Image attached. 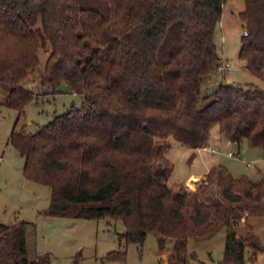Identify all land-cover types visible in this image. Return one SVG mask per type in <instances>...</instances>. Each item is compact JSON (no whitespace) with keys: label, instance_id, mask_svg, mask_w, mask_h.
Wrapping results in <instances>:
<instances>
[{"label":"trees","instance_id":"obj_1","mask_svg":"<svg viewBox=\"0 0 264 264\" xmlns=\"http://www.w3.org/2000/svg\"><path fill=\"white\" fill-rule=\"evenodd\" d=\"M226 1L0 0V86L18 112L9 142L25 158V179L51 189L42 215L121 220V244L140 249L149 234L161 251L174 239L172 264L189 263V239L223 228L222 264L264 251L250 222L264 218V177H234L217 165L196 190L168 185L169 139L199 149L218 126L229 142L264 149L263 88L221 85L198 108L204 78L222 64L214 37ZM240 17L248 34L239 58L264 83V0H245ZM41 49V84H66L84 104L28 134L17 125L37 95L23 83ZM26 232L25 222L0 224V264H46L28 259ZM105 258L124 263L126 251Z\"/></svg>","mask_w":264,"mask_h":264},{"label":"rangeland","instance_id":"obj_2","mask_svg":"<svg viewBox=\"0 0 264 264\" xmlns=\"http://www.w3.org/2000/svg\"><path fill=\"white\" fill-rule=\"evenodd\" d=\"M244 10L245 0H227L223 6L222 19L214 39L222 63H228L229 69L214 72L204 78L198 101L199 109L214 100L221 85L252 84L264 89L260 77L250 72L245 61L239 58L244 35L240 13ZM38 56V68L23 83L37 97L27 104L25 117L17 125L18 130L23 129L28 134L36 133L56 116L81 108L84 104L83 97L70 91L66 84H62L57 91L41 84L40 73L45 69L48 52L41 49ZM5 97L6 91L0 86V224H27L28 259H41L46 264H172L167 256L172 250L174 239H169L165 250L161 251L157 236L149 234L140 249L135 243L121 244L119 235L125 232L121 220H86L42 215L41 212L50 205L51 189L25 179V158L9 142L18 120V112L4 104ZM227 140L219 127L214 126L207 146L215 148V152L200 151L196 156L191 151L194 149L169 139L166 156L174 165V170L168 179V185L185 183L190 174H201L212 165L226 167L234 177L247 176L254 182L261 181L264 177V149L250 147L247 140L241 141L239 146ZM204 178L196 180V187L193 182L192 185H184L196 190ZM215 196L217 194L212 195L214 198ZM250 222L264 247V218L251 217ZM243 229L242 223L237 228L239 236L244 234ZM225 239V228L208 240L189 239L188 264H222ZM123 250L126 251L124 263L106 260L108 253ZM191 253H195L196 258ZM245 264H264V251L254 260L250 259L247 251Z\"/></svg>","mask_w":264,"mask_h":264},{"label":"crops","instance_id":"obj_3","mask_svg":"<svg viewBox=\"0 0 264 264\" xmlns=\"http://www.w3.org/2000/svg\"><path fill=\"white\" fill-rule=\"evenodd\" d=\"M227 141H228V140H227ZM230 143H231V142H230ZM240 143H241V142H240ZM240 143H236V144L239 146ZM210 148H213V147H212V146H210V147L207 146V147H203V148H199V149H194V150H191V151H194V153H195L196 156L198 155V152H200V151H206V150H208V151H210L211 153H214V152H215V148H213V149H214L213 151L210 150ZM190 149H192V148H190ZM212 167H213V165H212L211 167H209V169H207L205 172H203V173H201V174H194V173L190 174L189 177L187 178L186 182L183 183V184H186V185L190 184V185H192L191 182L195 179V181H193V183H194V186L196 187V186L198 185V182H197L196 180H197V179L204 178L205 175L207 174V172H208ZM190 180H192V181L190 182ZM191 189H194V188L191 187ZM171 252H172V250L170 251V253H169L168 255H170ZM167 257H168V256H167Z\"/></svg>","mask_w":264,"mask_h":264},{"label":"built area","instance_id":"obj_4","mask_svg":"<svg viewBox=\"0 0 264 264\" xmlns=\"http://www.w3.org/2000/svg\"><path fill=\"white\" fill-rule=\"evenodd\" d=\"M248 32L247 30H244V35H247ZM229 69V64L228 63H222L218 68H217V72H222L224 70H228ZM210 150H214L213 148H210Z\"/></svg>","mask_w":264,"mask_h":264},{"label":"bare ground","instance_id":"obj_5","mask_svg":"<svg viewBox=\"0 0 264 264\" xmlns=\"http://www.w3.org/2000/svg\"><path fill=\"white\" fill-rule=\"evenodd\" d=\"M194 180H195V179H194ZM194 180H193V181H194ZM193 181H192V182H193ZM192 182H191V184H192Z\"/></svg>","mask_w":264,"mask_h":264}]
</instances>
